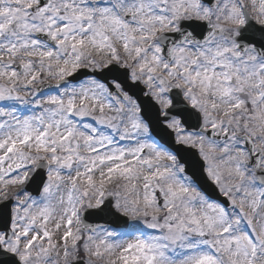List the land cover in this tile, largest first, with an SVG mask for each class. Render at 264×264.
Here are the masks:
<instances>
[{
    "label": "snow or ice",
    "instance_id": "6c2138e0",
    "mask_svg": "<svg viewBox=\"0 0 264 264\" xmlns=\"http://www.w3.org/2000/svg\"><path fill=\"white\" fill-rule=\"evenodd\" d=\"M0 264H264V0H0Z\"/></svg>",
    "mask_w": 264,
    "mask_h": 264
}]
</instances>
